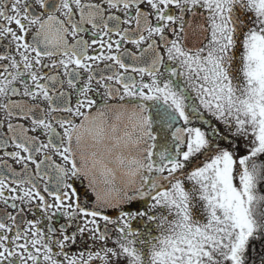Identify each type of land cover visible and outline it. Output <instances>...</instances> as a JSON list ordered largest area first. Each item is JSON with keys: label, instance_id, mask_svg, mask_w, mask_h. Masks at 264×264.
Returning a JSON list of instances; mask_svg holds the SVG:
<instances>
[{"label": "snow or ice", "instance_id": "1", "mask_svg": "<svg viewBox=\"0 0 264 264\" xmlns=\"http://www.w3.org/2000/svg\"><path fill=\"white\" fill-rule=\"evenodd\" d=\"M0 264H264V0H0Z\"/></svg>", "mask_w": 264, "mask_h": 264}]
</instances>
